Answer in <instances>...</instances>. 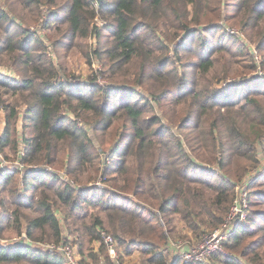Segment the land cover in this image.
<instances>
[{
    "label": "trees",
    "instance_id": "obj_1",
    "mask_svg": "<svg viewBox=\"0 0 264 264\" xmlns=\"http://www.w3.org/2000/svg\"><path fill=\"white\" fill-rule=\"evenodd\" d=\"M45 1L55 4V0ZM222 1L63 0L58 10L66 14L56 18L57 30H63V35L70 39L105 35L108 44L94 52L104 60L110 77H134V83L123 78L110 87L85 80L81 84L77 79H60L59 68L40 53L35 54L32 43H37L39 38L12 18V13L14 17L16 14L9 5H0V57L10 55L11 64L21 74L20 78H14L12 73L8 78L0 73V114L4 113L0 151L4 152L6 146L14 151H19L20 144L24 147L23 165L14 166L12 171L4 172L0 160V187L6 189L7 197L15 203L13 208L5 207L2 219L6 223L0 224V230L15 227L17 234L24 232L27 238L22 242H0V264H65V256L59 249L40 248L30 242L47 238L52 241L50 244L61 243L64 237L57 214L61 206H66L64 211L68 216L83 220L87 212L84 204L99 205L106 210L108 224L119 244L143 245L140 249L147 253L146 264H176L167 260L160 250L161 244L171 236V215L176 214L196 238L204 228L213 230L223 222L235 196L234 186L247 171L259 167L255 144L264 140V92L249 89L241 93L242 102H238L221 100L225 90L213 86L199 90L198 79L204 78L215 62L212 55L200 52L191 65L194 79L189 86L190 76L178 64L162 68L171 61L167 53L173 51L180 56L179 49L188 47L190 35H194L192 47L205 48L208 42L205 35L214 36L216 31L229 34L230 31L225 32L227 24L239 26L247 38L256 37L257 49L264 48V0H237L235 13L221 18ZM178 5L189 9L177 14ZM167 13H172L169 26L173 32L166 36L155 34L161 15L165 14L164 24ZM41 14L44 15L39 10ZM99 21H103L104 35ZM150 32H154L153 36ZM215 48L225 49L228 45L221 43ZM260 62L264 67V57ZM257 66L253 58L249 68L253 71ZM150 82H156L151 93L138 90L137 85ZM111 92L119 97L110 100ZM154 102L163 111L161 114L153 112ZM169 102L180 105L169 116L172 118L174 114L178 118L177 130L162 121ZM20 114L26 122L22 124L21 134L17 131ZM117 120L121 121L119 136L129 131L124 148L115 154L121 138L118 136L114 147L107 152L100 135L109 132ZM24 128L30 129L28 135ZM185 128L191 132H182ZM187 144L189 150L185 149ZM240 158L252 160L249 163L254 165V170L239 164ZM64 159L73 164L64 170L70 175L66 179L47 168L48 164L62 163ZM99 162H103V173L115 171L116 178L122 181L115 187L142 195L150 216L115 201L104 202V196L97 190L103 187L89 180L81 183L79 173L88 168L95 171ZM112 162L115 166L111 168ZM203 163H216L215 179L203 178L193 171V168L204 169ZM21 173L23 186L18 188L16 176ZM29 187L31 193L21 194L20 191ZM262 197L264 189L249 191V206L260 203L258 199ZM4 200L5 197L0 200L1 204ZM20 205H28L36 213L23 215ZM103 222L95 219L84 226L88 241L95 240L98 245L96 252L92 249L82 254L83 242L78 240L82 256L77 264H85L89 256L98 264L99 254L104 256L103 264H116L105 251ZM224 246L234 255L238 252L245 261L232 254L214 253L210 257L214 264H264V209H252L246 222L225 240Z\"/></svg>",
    "mask_w": 264,
    "mask_h": 264
},
{
    "label": "rangeland",
    "instance_id": "obj_2",
    "mask_svg": "<svg viewBox=\"0 0 264 264\" xmlns=\"http://www.w3.org/2000/svg\"><path fill=\"white\" fill-rule=\"evenodd\" d=\"M238 1L237 0H223L221 5V13L222 17L227 16L228 14H234L236 5ZM7 6L9 5L12 10L15 12L16 17H14V14L12 13V18L15 19L16 22L23 24L24 27H26V31L29 32V34H33L34 36H37L39 40L37 43H32L35 46V54L40 53L46 60L53 63L58 70L59 78L60 79H72V80H79V82L82 84L85 80V82L91 81L92 83H99L102 85H106L109 87L112 86V84H118V82L122 81L123 78L128 81L134 83L133 75L128 76H118L116 78L110 77V72L107 70L106 65L104 64V60L101 59V57L94 52L95 49H97L100 46H106L109 42L108 37H106L104 34L106 33L105 29L102 27L103 21H99L101 24V31L103 32V37H95L94 35H89L87 37H77L74 39H70L67 36L63 35V30L59 31L57 30V17L62 16L66 14L64 10H58L61 8L63 4V0H55L54 5H50L47 1L42 0V2H38L36 4L33 1H26V0H0V5ZM177 8V14H180L184 11L185 8L189 9V6L183 7L182 5L176 6ZM39 10L43 12L39 15ZM169 14L168 17L165 19V23H162L163 16L165 14L161 15V19L158 21L156 26V33L160 36H166L168 33L173 32L170 28V18L172 13ZM11 15V13L9 14ZM174 16V15H173ZM172 16V17H173ZM211 17V15H210ZM63 26V25H62ZM239 27V26H238ZM238 27L231 26L227 24V29L225 32L230 31L229 34L224 33V31H216L214 36L211 35H205L208 42H206L205 48L202 47H192L193 45V39L192 37L194 35H190L189 41H187V48L181 47L179 49L180 56H177L173 51H170L168 54V58L171 60L169 61L163 68L166 69L167 67L172 66V64H178L179 69L183 70L188 74L190 77L187 80V85L189 86L191 84L192 79H194L193 75V67L191 66L193 62L198 57V52L204 53L207 55H212L215 59L214 66L212 69H210L207 74L204 76V78L200 77L198 79L199 83V90H202L203 88H219L220 90H225V94L220 98L223 100L224 98L228 99H234L238 102L241 101L240 95L241 93L246 92L247 90H254L255 88H258L259 91L264 92V67L260 65V60L262 57H264V48H258L256 47L257 40H255L256 37L250 38L246 37L245 34H243ZM214 29V28H213ZM232 33V34H231ZM154 32H150L149 35L153 36ZM197 34V32L195 33ZM224 43V45H228V48L225 49H217L215 46ZM31 44V43H30ZM31 44V45H32ZM214 47V48H213ZM241 48V49H238ZM194 50V51H192ZM255 62L258 64L256 69L252 71V69L249 68L251 66V62L253 58ZM173 61V62H172ZM62 69V70H61ZM17 70L12 64L10 60V55H4L0 57V73L7 76L8 78L11 77L12 73H15L13 76L14 78H20L21 74L17 73ZM125 71L127 69H124ZM61 75V76H60ZM204 75V74H203ZM200 75V76H203ZM225 77V79H224ZM211 80V81H210ZM257 81H263V83H257ZM233 82L231 84V87H229V83ZM156 82H150L147 85H137L138 90H144L147 94L151 93L154 89V84ZM115 96L119 97V94H114V92H111L108 98L110 100H113ZM172 102V101H171ZM242 102V101H241ZM155 109L153 112H158L161 114L163 112L161 108L157 105V103L154 102ZM180 105H176L173 103H167L165 105L166 108V114L164 115L162 121L169 125L171 124L174 126L175 130H177L178 126V118L176 116L170 118L174 111L178 110ZM23 113V110L21 111ZM151 112H148L147 114H150ZM88 116H90L89 113L86 112ZM23 114H20V117L17 120V131L19 134L23 131L22 124L25 122V119L22 118ZM72 118H77V116L72 115ZM192 119V118H191ZM26 123V122H25ZM4 128V113L0 114V132H2ZM26 131V135H28L27 132H29V128H24ZM248 129V126H245V130ZM121 130V121L117 120L111 127L110 131L106 134L100 135V138L104 140L103 147H105L106 151H110L109 148H113L114 142L118 138V132ZM128 131L129 129L124 130L125 133H121L119 138L120 140V147L116 151L115 154H118L120 150L124 148V143H126V140L128 138ZM191 132L189 129L185 128L182 130L184 133ZM18 147L19 151H14L9 146H6L4 148V152L0 151V160H2V166L4 169V172L6 171H12L14 166L17 165H23V161H21V157L23 155L24 147L22 144ZM257 147V157L259 159L258 161V169L254 170V165H251L252 160L248 158H240L238 159V163L241 165H246V167L251 168L254 171L251 172V170L247 171L244 178L238 183V186H234V190H237L238 192L242 190V184L243 181L248 176V185L246 186V189L249 191L253 189H264V140L261 142L258 141L255 144ZM186 150H189V144L185 146ZM219 154V153H218ZM198 162H201L200 157H196ZM256 164V163H255ZM113 162L110 165L111 168L113 167ZM66 159L62 161V163H55V164H48V169L56 170L59 174H61V177L64 179L69 178L70 175H67L65 173V168L72 167ZM103 162H99L97 165V169L95 168V171L91 168L85 169L79 173L78 178L80 179L82 184H86L85 182L89 180L91 183L97 184V186L103 187L97 189L98 193H101L102 196H104V202H118L122 206H126L127 208H132L134 210H137L144 216H150L148 210L144 207L147 206V203H145L144 198L141 194L136 195L133 194L131 190H123L118 189L117 186L115 187V184L122 183L121 180L116 178V172L109 170L106 173H103L102 171ZM115 166V165H114ZM204 169L202 168H193V171L198 172V175H201L203 178H210L215 179L216 178V172L217 166L216 163L212 164H206L203 163L202 165ZM244 172V171H243ZM251 172V173H250ZM256 172V173H255ZM22 173L19 174V177L16 176V186L18 188H21L23 186V180H22ZM115 178V180L113 179ZM70 179L73 180V178L70 177ZM1 186V185H0ZM244 186V185H243ZM137 189V188H136ZM109 190V191H108ZM123 190V191H122ZM31 189L30 187L26 190L20 191L21 194H29ZM7 191L6 189H2L0 187V200L5 197L4 202L1 204L0 202V224L6 223V221H3L2 217L5 215V207L13 208L15 203L7 197ZM149 193V192H148ZM260 203H253L249 206H247V217L248 214H250L251 210L255 209H264V197L258 199ZM27 202V201H26ZM255 202V201H254ZM26 204V203H23ZM85 208H87L86 215L84 217V221L82 218H78V216H68L66 210V206H61L59 211L57 212L58 216L61 218V224H62V235L63 240L61 241L62 244H67L70 246L73 254V258L75 259V262L81 260L82 254H88L92 249L94 252L97 250V241H88L87 235L84 234V226H88L91 224L95 219H103V228L101 230L102 234H108L112 237V239L116 243L114 252L109 253L107 249L105 250L107 254H109L110 260H113L117 264H146L145 255L147 253L142 252L140 248L143 247V245H140L137 243H131V244H119V242L116 241V239L113 237V233L110 229V226L107 221V215L106 210H102L99 205L94 206H87L86 204L83 205ZM230 207V206H229ZM152 209H154L152 207ZM250 210V211H249ZM20 211L23 215H33L36 213V211L33 210V208L29 207L28 205H20ZM82 211V210H81ZM158 212V211H157ZM158 214H160L158 212ZM172 216V225L170 226L172 229L169 231L171 234L170 237H168V241L166 243L161 244L160 250L166 255L167 260L169 261H175L176 264H214L215 261H213L210 257L205 260L206 262L197 263V262H186L183 260L181 251L185 248H195L198 246L203 239H205L208 232H211L212 230H208V228H204L205 231L200 235V237L196 238L195 235L191 232V230L185 226V224L178 219V216L176 214L171 215ZM226 216L227 213L224 216L223 223L220 224V230H223L225 228V224L229 226V222H226ZM258 218V217H257ZM4 222V223H3ZM155 222V221H153ZM237 228V227H236ZM214 230V229H213ZM167 232V231H166ZM86 233V232H85ZM37 236H40V232L36 233ZM87 234V233H86ZM107 236V235H106ZM24 240H27L25 238L24 232L17 234V228L15 227H6L0 230V242H15L19 241L22 242ZM78 240H82L83 242V253H79V246H78ZM66 241V242H63ZM32 243L37 244L40 248H47L52 243L50 239H43L40 238V240L31 239ZM60 243V242H59ZM58 244V243H57ZM223 248H225L223 244ZM129 250V251H126ZM225 250H227L225 248ZM229 252V251H228ZM230 253V252H229ZM232 254V253H231ZM237 254V255H236ZM238 252L232 254L234 257L238 256ZM100 259L98 261V264H103L105 262L103 254H99ZM239 257V256H238ZM240 260H244L241 257H239ZM95 260L93 258L86 257L85 264H95ZM245 261V260H244ZM78 263V262H77ZM3 264H23L18 262H8ZM28 264V263H27Z\"/></svg>",
    "mask_w": 264,
    "mask_h": 264
},
{
    "label": "built area",
    "instance_id": "obj_3",
    "mask_svg": "<svg viewBox=\"0 0 264 264\" xmlns=\"http://www.w3.org/2000/svg\"><path fill=\"white\" fill-rule=\"evenodd\" d=\"M248 176H250V174L247 175V178L243 181L242 190L240 192H238V184L235 185V187H238L235 191V196L230 204L226 216V222H229V226L225 224V228L219 231L218 229L221 227L219 225L220 227L218 226L211 232H208L205 239H203L198 246L195 248H185L182 250L181 255L184 261L188 263L206 262L205 260L211 257V255L214 253H222L224 255L232 256L231 253L223 248V244L225 240L236 231V227L245 223L247 220L248 190L246 189V186L249 182L247 181L249 178ZM103 242L107 251L110 254L113 253L116 243H114L115 241L112 239V237L108 234H103ZM49 247L59 249L64 254L65 264H77L73 258L72 250L69 245L60 243L59 245L51 244Z\"/></svg>",
    "mask_w": 264,
    "mask_h": 264
}]
</instances>
